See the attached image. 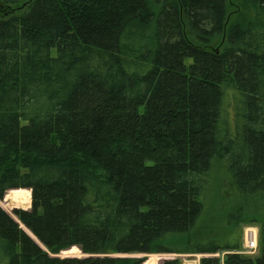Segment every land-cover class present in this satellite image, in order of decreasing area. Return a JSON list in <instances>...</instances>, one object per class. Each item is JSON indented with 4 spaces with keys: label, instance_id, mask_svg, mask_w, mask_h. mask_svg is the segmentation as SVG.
I'll return each mask as SVG.
<instances>
[{
    "label": "trees",
    "instance_id": "obj_1",
    "mask_svg": "<svg viewBox=\"0 0 264 264\" xmlns=\"http://www.w3.org/2000/svg\"><path fill=\"white\" fill-rule=\"evenodd\" d=\"M17 2L0 17V199L32 193L14 212L39 243L0 205L6 264L238 250L195 233L224 181L255 203L232 229L264 222V0ZM74 246L86 256H57ZM260 247L224 263L264 264V230Z\"/></svg>",
    "mask_w": 264,
    "mask_h": 264
},
{
    "label": "rangeland",
    "instance_id": "obj_2",
    "mask_svg": "<svg viewBox=\"0 0 264 264\" xmlns=\"http://www.w3.org/2000/svg\"><path fill=\"white\" fill-rule=\"evenodd\" d=\"M25 0H18L14 7H19L24 3ZM233 0H229L231 2ZM12 6V7H13ZM234 6L231 5L230 10L233 11ZM11 8H5L0 0V17L3 14H6V10H10ZM222 182V181H221ZM219 188V189H218ZM217 188L216 186H210L205 194V211L201 219V225L197 229L195 233V238L197 240H201L204 242H216L218 244H226L227 242L234 241L237 236H239L240 247L239 250L243 248V231L246 225H255L259 228V231L264 230V222H255V223H242L239 228L233 230L232 225L230 223V209L235 207V205H243L248 203L249 211L247 214H251L255 207V203H253L254 199L249 198L248 201H245L243 198L235 197V193L232 191L231 186L227 184L226 181L222 185ZM234 198V199H230ZM243 200V201H242ZM232 201V202H231ZM234 202V203H233ZM0 205L15 219L17 216L15 215V209H30L32 205V193L30 199V205H15L12 206L10 202L6 199V195L3 199H0ZM76 249L73 252H70V249L62 251L57 254L60 257H68V256H76V257H84L86 256L78 246H74ZM219 253V258L221 260V264H225V256L227 251H221ZM261 253V247L259 244L258 250L254 254H249L251 256H257ZM217 254V253H216ZM122 256H131V257H143L145 259L144 262L155 259L157 264H162L166 259L178 258L183 262H189L192 260H201L203 254H180V253H135L128 254ZM143 262V263H144ZM6 264L5 258L2 254V249L0 248V264Z\"/></svg>",
    "mask_w": 264,
    "mask_h": 264
},
{
    "label": "built area",
    "instance_id": "obj_3",
    "mask_svg": "<svg viewBox=\"0 0 264 264\" xmlns=\"http://www.w3.org/2000/svg\"><path fill=\"white\" fill-rule=\"evenodd\" d=\"M244 247L241 250L236 251L237 253L253 254L259 248V229L255 225H246L243 231ZM219 256V253L214 254ZM183 264H200L199 260H192L189 262H183Z\"/></svg>",
    "mask_w": 264,
    "mask_h": 264
},
{
    "label": "water",
    "instance_id": "obj_4",
    "mask_svg": "<svg viewBox=\"0 0 264 264\" xmlns=\"http://www.w3.org/2000/svg\"><path fill=\"white\" fill-rule=\"evenodd\" d=\"M32 206V205H31ZM17 222L20 223L21 228H23L36 242L39 243L38 239L34 236V234L28 229L27 226H25L22 222H20L19 220H17Z\"/></svg>",
    "mask_w": 264,
    "mask_h": 264
}]
</instances>
